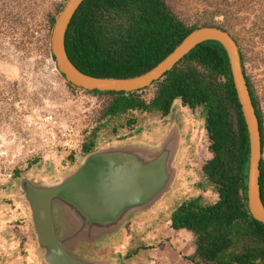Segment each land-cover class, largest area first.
Returning a JSON list of instances; mask_svg holds the SVG:
<instances>
[{"label":"trees","instance_id":"obj_1","mask_svg":"<svg viewBox=\"0 0 264 264\" xmlns=\"http://www.w3.org/2000/svg\"><path fill=\"white\" fill-rule=\"evenodd\" d=\"M167 1L84 0L65 34L70 59L87 74L128 77L154 67L197 26H217L231 34L227 28L215 24H186ZM55 17L48 19V30ZM231 36L238 45L236 38ZM240 57L243 64L241 51ZM245 78L258 121L263 154L258 101L246 74ZM68 85L77 90L70 83ZM81 91L103 98L96 120L110 123L112 133H117L119 128L134 129L143 117L164 119L177 102L189 109L201 107L204 134L211 153L201 171L216 197L208 202L199 192L184 198L169 212L168 226L190 231L194 245L185 257L194 264H264V225L249 215L246 205L248 136L227 55L219 43L198 44L149 88L132 92ZM147 92L149 97L145 95ZM97 129L98 125L93 128L94 134L82 144V153L97 148ZM78 159L72 152L68 157L69 167ZM38 163V160L31 162L30 168ZM259 171L260 197L264 205V156ZM20 173L16 172V178ZM200 189L204 191V187ZM18 217L8 223L19 219L27 221L29 215L23 213ZM24 243L21 234L19 245L26 252ZM130 255L132 252H127L124 257Z\"/></svg>","mask_w":264,"mask_h":264},{"label":"rangeland","instance_id":"obj_2","mask_svg":"<svg viewBox=\"0 0 264 264\" xmlns=\"http://www.w3.org/2000/svg\"><path fill=\"white\" fill-rule=\"evenodd\" d=\"M63 2L0 0V264H7L12 257L8 221L19 218V212L24 213L29 215L26 220L33 230L28 206L16 195L18 178L30 173L31 162L37 160V171L49 175L57 173L53 177L71 171L84 155L82 144L94 134L93 128L97 125V147L106 146L107 138L116 135L120 137L116 144L127 141L154 144L162 139L170 125H182L174 186L183 187L185 198L199 192L208 202L216 197L201 171L203 163L211 156L201 107L189 109L180 103L173 104L171 113L164 119L143 117L134 129L119 128L117 133H112L110 123L97 122L103 98L71 88L57 71L51 56L48 19L57 16L56 11ZM167 3L186 24L223 26L236 38L243 69L258 101L264 138V0H168ZM145 95L149 97L150 93ZM72 152L79 159L69 167L68 157ZM18 171L21 173L16 178ZM36 180L42 179L37 176ZM15 209L18 210L15 214L7 212H15ZM162 209L157 210L156 215ZM126 226L114 239L122 238L125 232L133 233ZM33 234L35 236L34 231ZM176 238L174 245L179 250L189 245L193 248L190 231H182ZM126 239L129 249L143 242L134 234ZM111 245L102 249L100 255L108 256L110 248L115 247Z\"/></svg>","mask_w":264,"mask_h":264},{"label":"water","instance_id":"obj_3","mask_svg":"<svg viewBox=\"0 0 264 264\" xmlns=\"http://www.w3.org/2000/svg\"><path fill=\"white\" fill-rule=\"evenodd\" d=\"M83 1L64 0L49 33L57 71L77 89L132 92L149 88L198 44L214 41L222 46L248 136L247 211L264 225L259 186L261 136L239 46L231 34L221 27L200 25L149 70L128 77L95 76L72 62L65 44L68 26ZM180 148L181 136L173 123L157 143L127 141L95 149L62 176L44 181L20 176L16 195L28 206L38 258L47 264H114L115 258L101 256V250L132 216L146 214L171 192Z\"/></svg>","mask_w":264,"mask_h":264},{"label":"crops","instance_id":"obj_4","mask_svg":"<svg viewBox=\"0 0 264 264\" xmlns=\"http://www.w3.org/2000/svg\"><path fill=\"white\" fill-rule=\"evenodd\" d=\"M175 103L174 105H177ZM171 113V110H170ZM178 127L180 136L182 135L181 127ZM164 137V135H163ZM162 137V138H163ZM98 138V137H97ZM118 135L116 137H108V145L116 144V141L119 139ZM182 139V136H181ZM111 141V142H110ZM102 147H97L99 149ZM38 164L32 166V171L27 173V175H31L35 178L37 176L41 177V181H44L49 178H54L53 176L57 173H41L37 171ZM42 175V176H41ZM183 187H173L171 192L169 193L167 198L157 204V206L152 207L146 214L134 216L131 218L127 223L128 228H131L132 234H123L122 238L114 239L112 245L109 250V256H113L115 258L114 264L119 262L120 264H194L190 259L185 257V254L190 253L193 248L189 245L185 250H179L174 245V241L178 240L176 237L180 235L182 231H188L185 228H178L173 229L168 226V216L171 209L176 206L180 201H182L185 197H183L182 191ZM174 202L173 206H170ZM163 208L158 215H156L157 210ZM18 210L14 212V210L7 212H13L14 214L17 213ZM12 215L11 213H9ZM13 214V215H14ZM23 215L21 212L18 214ZM14 224V225H13ZM16 228L14 229L13 226ZM7 227L10 231L9 236V243L8 246L10 247V253H12V257L8 259L7 264H47L44 260L38 258L37 255V247L38 242L33 234V230L29 228L28 222L24 220H20L8 224ZM189 232V231H188ZM23 234L25 243L24 248L26 252H23L21 246L19 245L20 236ZM136 235L143 242L139 244V242L132 248H127V237H132ZM174 236V238H173ZM176 236V237H175ZM172 237V239L170 238ZM117 245V247H116ZM108 247V246H106ZM105 249V248H104ZM102 252H105L104 250ZM127 252H132V255L125 258L124 255ZM113 253V254H111ZM119 254V255H118ZM122 257L120 258V255ZM107 257V256H106ZM119 258V261H117Z\"/></svg>","mask_w":264,"mask_h":264},{"label":"flooded vegetation","instance_id":"obj_5","mask_svg":"<svg viewBox=\"0 0 264 264\" xmlns=\"http://www.w3.org/2000/svg\"><path fill=\"white\" fill-rule=\"evenodd\" d=\"M242 65H243V64H242ZM176 125H178L179 127H182V125L180 126L178 123H177Z\"/></svg>","mask_w":264,"mask_h":264}]
</instances>
